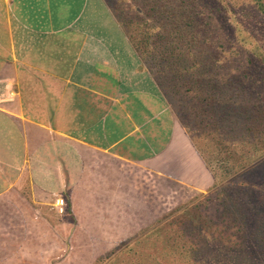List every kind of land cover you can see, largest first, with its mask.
<instances>
[{"label":"crops","instance_id":"1","mask_svg":"<svg viewBox=\"0 0 264 264\" xmlns=\"http://www.w3.org/2000/svg\"><path fill=\"white\" fill-rule=\"evenodd\" d=\"M211 185L106 0H0V264L88 262Z\"/></svg>","mask_w":264,"mask_h":264},{"label":"trees","instance_id":"2","mask_svg":"<svg viewBox=\"0 0 264 264\" xmlns=\"http://www.w3.org/2000/svg\"><path fill=\"white\" fill-rule=\"evenodd\" d=\"M106 1L117 18H127L129 25L134 23L132 30L135 33L128 25L125 31L177 119L180 122V119H193L189 109L194 106L195 119L208 118L212 125L222 124L224 134L215 145L225 144L236 149L249 147L253 150L248 164H239L236 157L225 159L231 168L225 173V179L234 175L232 180H228L232 190L228 189L230 195L222 191L219 197L222 203L231 201V209L221 211L216 221L210 220L211 228L200 225L203 243L195 252H203L205 260L213 256L214 260L227 257L229 264H264V76L258 80L249 73L253 57L264 67V59L256 57L257 47L251 49L250 57L246 58V62H241L240 70L235 73L217 58L218 53L213 49L216 43L213 44L212 39L218 38V35L203 29L197 16L207 18L221 11L230 12L226 0ZM249 2L264 20L262 1ZM182 20L186 21L189 30L180 26ZM195 23L198 24L194 26ZM244 40L240 39L242 47L247 42ZM208 52L210 57L206 56ZM174 76L177 77V93L183 90V94L190 96L192 105H183L180 99L174 98L176 89L171 81ZM244 79L247 81L244 82ZM255 83L257 86H254ZM181 124L185 125L183 122ZM195 124L200 126L203 123L195 120ZM211 124L200 127L205 129ZM187 127L191 130V127ZM209 172L212 185L207 191L216 190L218 185L213 181L216 178L212 170ZM234 185L237 188H233ZM235 190L240 192L235 193ZM186 207L184 205L183 209ZM199 220L197 217L196 221ZM213 264L228 263L221 260Z\"/></svg>","mask_w":264,"mask_h":264},{"label":"rangeland","instance_id":"3","mask_svg":"<svg viewBox=\"0 0 264 264\" xmlns=\"http://www.w3.org/2000/svg\"><path fill=\"white\" fill-rule=\"evenodd\" d=\"M117 1L125 2V0ZM226 1L228 2L226 4L230 7V12L227 11V13H222L221 11L207 18H205V16H197V19L199 23L203 24V29L211 31L212 35H218V38L215 37L212 39V43H216L213 49L218 53L217 58H219L221 64L223 63L227 69H231L235 73V71L240 70L239 67L241 62H246V58L250 57L251 49L254 47H257L258 51H256V57L264 59V20L249 0ZM261 1L264 4V0ZM131 2L132 1H130V3ZM121 20L124 27L128 25L131 30L134 28V23L131 25H129L130 23L127 24V18L122 17ZM184 20H182L180 26L189 30L190 27L187 26ZM197 24L198 23H195L194 26ZM241 38H245L246 40L244 41H247L244 47L240 45ZM140 40L141 39H138V41ZM166 43L168 45V41H166ZM206 56L210 57L209 52ZM212 56L214 55L212 54ZM249 73L258 80L264 76V67L255 57L252 58V63L249 66ZM176 78L177 77L174 76V78L171 79L176 89L174 98L180 99V101L184 103L183 105L187 103L191 104L192 102H189L190 96L183 94V90L177 93ZM243 81L246 82L247 79ZM254 86H257V83H255ZM193 107L189 109V113L191 114L190 117L193 119L180 120L181 123L183 122L186 125H184L185 130L190 136L192 144L200 154L205 166L214 173L216 180L213 179V181L218 185L216 190L211 189L209 191H204L202 195H199V197L187 203L185 209H183L184 205H182V208L172 211L167 218L157 223L152 229L143 233L135 240L123 243L120 247H113L107 252H103L102 249L93 248L91 249V254L83 257L85 260L90 258L88 262H75L74 264H213V262H219L221 260L225 263H230L227 257L216 258L214 260L213 256H210L208 260H205L206 255L203 254V252H195L196 249H200L203 243L200 225L209 226L211 228L212 225L209 222L210 220L213 222L216 221V216L221 215V211H225V209L229 208L231 209L229 206L231 201L228 202L226 200L222 203L223 200L219 197L222 196V191L225 190V193L230 195L231 191L228 189L230 188V190H232L231 182L228 180H232L234 175L230 173V178L227 180L225 179V173L230 168L227 166L228 163L225 159L236 157V161L238 158L239 164H248L250 156L253 155V150L249 147H237L236 149L225 144H221L220 146L215 145V143L220 141L221 134H224L222 124L212 125L208 118H206V120L195 119L196 116L194 114L196 110L194 111ZM195 120H197L199 124L203 123L200 125L201 127H206L208 123L211 124V126L205 129L201 128L200 126H196ZM187 125L191 127V130ZM230 172H232V170ZM238 174L239 173L235 174V177H237ZM241 181H244V179ZM237 182H239V180ZM222 184L224 185L221 186ZM233 188L237 187L235 186ZM219 192L221 194H219ZM234 192L239 193L240 191L235 190ZM55 214L59 218H61V216L64 218L68 217L66 213L59 215L55 212ZM197 217L206 222L204 223L200 220L196 221ZM208 245L210 246L211 244L208 243Z\"/></svg>","mask_w":264,"mask_h":264},{"label":"built area","instance_id":"4","mask_svg":"<svg viewBox=\"0 0 264 264\" xmlns=\"http://www.w3.org/2000/svg\"><path fill=\"white\" fill-rule=\"evenodd\" d=\"M53 209L55 212L59 215H62L65 213V207H66V202L63 196H58L54 199L53 204H52Z\"/></svg>","mask_w":264,"mask_h":264}]
</instances>
